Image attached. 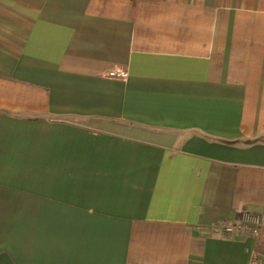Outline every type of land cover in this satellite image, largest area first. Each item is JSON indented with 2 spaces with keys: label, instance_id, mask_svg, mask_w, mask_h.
I'll list each match as a JSON object with an SVG mask.
<instances>
[{
  "label": "crops",
  "instance_id": "crops-1",
  "mask_svg": "<svg viewBox=\"0 0 264 264\" xmlns=\"http://www.w3.org/2000/svg\"><path fill=\"white\" fill-rule=\"evenodd\" d=\"M243 211L264 0H0V264H264Z\"/></svg>",
  "mask_w": 264,
  "mask_h": 264
},
{
  "label": "built area",
  "instance_id": "built-area-1",
  "mask_svg": "<svg viewBox=\"0 0 264 264\" xmlns=\"http://www.w3.org/2000/svg\"><path fill=\"white\" fill-rule=\"evenodd\" d=\"M104 69V74L107 77L115 79H126L129 74L127 65L124 63H106ZM264 228V217L260 214L251 213L249 211H243L239 215V218L233 222L224 225L226 232H246L250 233L257 240L262 234ZM256 258L257 256L254 255Z\"/></svg>",
  "mask_w": 264,
  "mask_h": 264
},
{
  "label": "trees",
  "instance_id": "trees-1",
  "mask_svg": "<svg viewBox=\"0 0 264 264\" xmlns=\"http://www.w3.org/2000/svg\"><path fill=\"white\" fill-rule=\"evenodd\" d=\"M255 250L257 251V253H262V255H264V229L262 231V234L260 236V238L257 240V243L255 245Z\"/></svg>",
  "mask_w": 264,
  "mask_h": 264
},
{
  "label": "rangeland",
  "instance_id": "rangeland-1",
  "mask_svg": "<svg viewBox=\"0 0 264 264\" xmlns=\"http://www.w3.org/2000/svg\"><path fill=\"white\" fill-rule=\"evenodd\" d=\"M264 229V228H263Z\"/></svg>",
  "mask_w": 264,
  "mask_h": 264
}]
</instances>
